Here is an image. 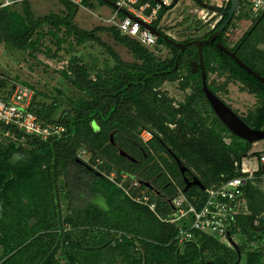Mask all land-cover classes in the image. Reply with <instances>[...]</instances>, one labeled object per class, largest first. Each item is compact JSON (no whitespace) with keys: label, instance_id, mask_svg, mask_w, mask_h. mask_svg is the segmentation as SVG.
Returning <instances> with one entry per match:
<instances>
[{"label":"trees","instance_id":"1","mask_svg":"<svg viewBox=\"0 0 264 264\" xmlns=\"http://www.w3.org/2000/svg\"><path fill=\"white\" fill-rule=\"evenodd\" d=\"M58 1L65 7L63 13L35 17L27 0L23 1V15L6 6L0 10V40L30 57L41 52L45 58L62 63L55 72L77 91L68 96L61 88H53L55 97L46 101L47 92L35 91L27 81L0 77V86L8 88L9 93L16 83L33 89L27 110L39 122L61 124L66 129L61 136L44 140L0 123V264H235L238 254L234 245L228 246L214 234L198 231L191 241L176 244L175 224L165 223L156 215L171 213L166 198L184 186L183 175L171 157L152 155L151 151H158L159 136L173 146V151H180L176 156L205 187H217L242 175L241 161L252 149V143L232 135L216 117L204 96L201 76L190 73L188 59L197 57L196 47L188 46L178 56L180 49L160 37L156 38L155 49L150 50L113 26L98 25L86 30L74 22L79 6ZM82 6L93 5L83 0ZM164 11L158 12L152 25L158 26ZM192 14L178 23L183 26L184 35L178 42L208 37L227 17L223 15L211 27L198 14ZM249 18L240 1L237 13L215 42L234 51L238 58L242 57V43H251L253 50L257 38L264 36V11L252 20L258 25L238 40L232 42V34L226 35L227 29L236 28L237 20ZM158 29L166 34L164 27ZM98 32L110 34L132 54L133 61L122 59ZM193 32L199 34L193 36ZM39 39L42 42L38 48ZM87 41L97 43L112 60L102 69L97 65L93 75L81 57L64 56L74 45ZM161 47L169 50L166 57L158 54ZM257 55L263 63L255 69L264 74V52L257 51ZM202 57L205 83L216 95L226 96L228 82H236L258 97L261 106L243 119L250 127L264 129V83L214 45L205 44ZM213 73L215 77L210 79ZM164 83H175L183 91L190 88L191 93L186 92V97L176 104L160 89ZM170 125L181 126L189 135L184 136L185 147L170 140ZM143 128L154 134L145 143L139 137ZM5 130L15 138L5 136ZM224 137L230 140L226 142ZM135 144L142 145L146 159L143 153H134ZM82 147L92 157L103 159L101 171L114 168L119 175L126 172L141 179L154 177L157 187L163 185L164 197L148 191L156 203V213L133 201L100 172L79 162L77 154ZM119 149L140 160L131 162L119 155ZM262 151L252 154L258 157ZM242 189L247 205L234 215L229 226V234L240 251L236 264H264V228L255 231L252 227L257 225L251 226L256 220L258 225L264 222V191L251 180ZM185 193L200 197L204 191L194 186ZM110 239L113 241L95 248Z\"/></svg>","mask_w":264,"mask_h":264},{"label":"built area","instance_id":"2","mask_svg":"<svg viewBox=\"0 0 264 264\" xmlns=\"http://www.w3.org/2000/svg\"><path fill=\"white\" fill-rule=\"evenodd\" d=\"M17 0H5V4H11ZM71 4L78 5L89 12L91 7L82 6L83 0H66ZM90 2L95 0H89ZM97 1V0H96ZM115 4L113 10L105 17H98L106 26H113L118 31L127 37L136 40L142 47L154 50L156 47V38L144 27L141 22L152 24L157 19L158 12L164 9L162 18L158 22V27L165 26L164 20H166L169 13L175 6H177L181 0H110ZM201 13L189 11L193 14H198V17L203 22H209L212 27L217 21H209L206 16L210 10L201 7L194 0H192ZM242 2V6L247 9L248 14L251 17H257L264 11V0H239ZM174 4L173 6H171ZM219 7L220 4H215ZM239 8V5H238ZM237 8V11H238ZM120 9L127 11L132 16H124L120 12ZM237 11L235 13H237ZM217 11L212 12L216 14ZM120 13L122 15H120ZM202 14V15H201ZM210 18V16H209ZM159 30V29H158ZM227 36H230L234 30L232 28L227 29ZM167 35L170 36L166 32ZM171 37V36H170ZM173 38V37H172ZM13 91L7 101L0 100V123L3 125H12L19 131H24L27 134L38 135L42 139L46 140L49 137H59L65 131V127L57 123H42L39 122L37 116L27 110L32 97L34 95L33 89L27 85L16 83L13 85ZM1 132V130H0ZM5 136L14 139L13 133L9 130H5ZM151 136V132L148 129H144L141 132L143 141H147ZM229 137H224V141L228 142ZM77 157L90 166L92 169L103 174L109 181L117 184L125 191V193L135 202L146 205L150 210L156 213V203L151 200V197L146 188H141L138 181L132 179V177L123 172L120 175L116 169H110L109 171H101V165L103 159L99 156L92 157L91 152L82 147ZM253 167L256 169L254 170ZM257 169H262L264 173V151H262L256 160L250 161V159L244 158L241 161L240 171L242 175L233 177L223 182L217 187H205L202 196L189 197L181 189L169 197L170 199V211L169 215H156L159 219L165 223L175 224L176 234L174 240L176 244L182 245L191 241L195 232L211 233L217 236L222 243L228 246L233 245L231 240L234 239L229 234V226L234 220V215L244 209L243 187L247 181L253 178V174ZM128 183V184H127ZM173 207V208H172Z\"/></svg>","mask_w":264,"mask_h":264},{"label":"rangeland","instance_id":"3","mask_svg":"<svg viewBox=\"0 0 264 264\" xmlns=\"http://www.w3.org/2000/svg\"><path fill=\"white\" fill-rule=\"evenodd\" d=\"M204 1L213 5L220 3V0ZM91 4L93 5L90 8L92 13L89 12V10L80 7L74 17V22L76 23V25L86 30H91L98 25H105L102 20L98 17H105L107 14H109L110 11H108V13H105V11H103V8H111L106 5L98 6L96 0L92 1ZM58 7V0H53L52 2L48 3L47 7H45V12H38L37 14L58 13ZM189 11L201 13V9H199L198 6L192 0H181V2L177 6H175V8L172 9V11L167 16L166 20H164V31L170 34V36L177 41L184 38V35L182 33L183 30H181L183 26L178 23L183 19L184 16L190 13ZM217 16V14L209 12L206 16V19H208L209 21H214ZM252 20L253 19L250 17L249 19H241L236 21V28L234 29V32L231 35L232 42L240 38L241 34L252 23ZM198 34V32L191 33V35L193 36ZM98 35L100 36V38H102V40L112 46L119 53L122 59H124L125 61H133L132 54L125 47L116 43L110 34L106 32H98ZM68 52L69 53L65 55L63 51H60V53L64 54V56L66 57H70V55L72 54L81 57L82 60L85 61L86 64L91 68L92 75L95 73L97 65L102 69L106 64H112V60L105 52V50L93 41H87L86 43L81 45H74L73 48ZM167 53L168 50L165 47H161V50H159L158 52L161 57L165 56ZM47 63L48 61H46L45 57L41 54H36L34 57H30L27 55L26 52H23L19 49H11L9 47L0 48V71L3 72L5 75L9 76L10 78H15V76L17 75L16 77H18L20 80L27 81L29 85H32L35 88V91H46L48 95V97H46L45 99L46 101H49L51 99V96L53 95V97H55V92L53 91V88H61L64 91V94L68 96L72 93H76L77 91L73 87V85H70L66 80L61 77V75H59V73L55 72V69L58 66H61L62 63L57 62V60H52V62H49L51 66L48 67L45 66ZM213 77H215V74H210V79H212ZM228 83V93L226 94V96L225 94H223V96L227 98L231 102V104H233V106H235L237 110H239L242 114H249L254 107V103L252 101L254 100L253 96H251L249 93L243 92V89L241 88V85L239 83ZM161 89H163V91L165 90V92L169 96L173 97V99H175V103L181 100L186 93L185 91L183 92V90L181 91L175 83H164L161 86ZM263 149V141L254 143L251 151L248 154V157L251 159V161L254 162L256 160V157L252 153L261 151ZM58 183L60 184V182ZM60 193H63L61 189ZM71 200L72 199L70 198L69 201L71 202ZM63 202L65 201L63 200ZM97 202L101 203V201L99 200H97Z\"/></svg>","mask_w":264,"mask_h":264},{"label":"water","instance_id":"4","mask_svg":"<svg viewBox=\"0 0 264 264\" xmlns=\"http://www.w3.org/2000/svg\"><path fill=\"white\" fill-rule=\"evenodd\" d=\"M101 1H103L107 5L115 7V4L110 0H101ZM194 1L198 5H200L201 7L206 8L208 10H213V11L222 12V13L227 14L226 19L219 25V27L217 29H215L214 32H212L206 38L193 39L192 41L184 44V43L176 41L174 38L170 37L169 35L162 33L152 24H147L145 22H141V23L144 27L148 28L151 33H153L157 37L162 38L163 40H165L167 43L171 44L174 47L182 49L186 44H194L196 46V49H197V59L194 61H191L189 63L190 68H191V72L192 73L195 72L197 70V68L201 69L202 90L204 92V96H205L206 100L210 104V107H211L212 111L214 112V114L216 115V117L225 125V127L232 133V135L234 134V136H237L243 140H246L249 143H254L260 139H263L264 138V129H259V128L256 129V128L250 127L223 99H221L218 95H216L213 91H211L208 88L207 84L205 83L206 82V80H205L206 75H205V71H204L203 57H202V47L205 44H213L219 50L224 51L229 57H231L247 73L253 75L259 81L264 83V76L259 75L257 72H255L249 66H247L241 59H239L236 56L234 51L230 50L229 48H227L226 46H224L220 43L214 42L215 38L221 34V32L223 31L225 26L230 22L233 13H235L237 11V8L239 5V0H229L230 6H229L228 10H223L218 5L209 4V3H206L202 0H194ZM120 12L122 14H124V16L125 15L130 16V17L132 16L130 13H128L127 11H124L123 9H120ZM38 46H40V39L38 41ZM110 140L113 143V133H110ZM118 152H119L120 156L125 157L126 159H128L130 161H134V158L132 156H130L124 150L119 149ZM171 156L175 160L180 173L183 175L184 186H183V188H181V190L183 192H186L189 188L194 187V186L199 187L200 190L205 188V185L196 176L193 175V176H191V179H189L185 175V173L188 172V168L176 156V154L171 152ZM78 161L83 163V161L80 159ZM52 162H53V158H52L51 164H52ZM88 169H91V167L88 166ZM261 172H263L262 169H261ZM131 177H132V179L138 181L140 185L145 187L146 190L155 193V195H160L159 192L156 190V188L154 186H152L148 181H145V180L137 177L136 175H132ZM166 201L170 205V199L166 198ZM253 225H254V223L252 222L251 226H253ZM263 226H264V224H263ZM252 228L256 231V230H259L261 227H252ZM112 241H113V239H110V240L106 241L105 243H102L100 246H97L95 248H100L101 246H105L107 243H110ZM231 241H232L231 243L235 246V249L237 250V254H238V259L235 262V264H236L240 260V251L238 249L237 244L234 243L233 240H231ZM90 248L93 249L94 247H90Z\"/></svg>","mask_w":264,"mask_h":264},{"label":"flooded vegetation","instance_id":"5","mask_svg":"<svg viewBox=\"0 0 264 264\" xmlns=\"http://www.w3.org/2000/svg\"><path fill=\"white\" fill-rule=\"evenodd\" d=\"M202 1H204V0H202ZM205 2V1H204ZM227 2H228V0H220V8L221 9H223V10H228L229 9V7H227ZM210 12H214L213 10H210ZM216 14L218 15L217 16V21L214 23V25L223 17V15H227V14H225V13H222V12H216ZM235 13H233V15H234ZM233 15H232V17H233ZM232 19V18H231ZM258 23V21H256V22H253V23H251L250 25H249V27L248 28H246V30L241 34V36L247 31V30H251L252 28H254L256 25H258L257 24ZM214 25L212 26V27H214ZM249 28H251V29H249ZM260 28V27H259ZM260 30V29H259ZM262 31V30H261ZM260 31V32H261ZM240 36V37H241ZM199 39H203V38H199ZM256 40V39H255ZM190 41H192V40H190ZM190 41H188V42H190ZM188 42H185V43H188ZM214 42H215V40H214ZM184 43V44H185ZM255 45H254V48H253V50L251 49V46H252V44L250 43V44H248V43H242L241 45H240V54H241V58L239 57V59H241L247 66H249L252 70H254L255 72H257L259 75H261V76H264V74H262V73H259L255 68H259L261 65H262V63H263V61H261V58L260 57H258V55H257V51H261V52H264V36H261V37H259V39L257 38V40L255 41V43H254ZM195 46L194 44H186L182 49L181 48H179L180 49V52L178 53V56H179V54L181 55V51H183L186 47H188V46ZM211 45H213V44H211ZM196 47V46H195ZM177 48V47H176ZM168 50V49H167ZM169 54V50H168V53L166 54V55H168ZM166 55L164 56V57H166ZM197 59V57L196 58H190V59H188V67H189V71H190V73H192L191 72V68H190V65H189V63L191 62V61H194V60H196ZM248 61V62H247ZM176 65H177V63H175ZM203 65H204V62H203ZM263 70H264V68H262ZM244 70V69H243ZM204 71H205V66H204ZM245 71V70H244ZM192 74H196V75H199V76H201V69L200 68H197V70L195 71V72H193ZM256 78V77H255ZM205 80H206V77H205ZM208 82H210V81H208ZM261 82V81H260ZM242 86L243 87H246V85H245V83H242ZM160 89H161V87H160ZM210 89V88H209ZM161 90H163V89H161ZM211 90V89H210ZM182 91V90H181ZM212 91V90H211ZM184 92V91H183ZM185 92H188V94H190L191 93V89L189 88V89H186V91ZM243 92H245V93H249V92H247L244 88H243ZM204 93V92H203ZM251 96H253V99L254 100H252L253 101V103H254V107H253V109H256V108H259L260 106H261V101L258 99V97H256V96H254L253 94H251V93H249ZM221 99H223L242 119L243 118H246L247 116H248V114H242L239 110H237V108L235 107V106H233V104H231V102L227 99V98H224L223 96H221L220 94H217ZM186 97V95H184L183 96V98L181 99V100H183L184 98ZM252 98V97H251ZM181 100H179L178 102H180ZM177 102V103H178ZM176 103V104H177ZM210 105V104H209ZM251 109V108H250ZM250 109H249V111H250ZM244 120V119H243ZM252 128H254V127H252ZM145 128H143L141 131H140V133H139V137H141V132L144 130ZM170 129H171V134H170V137H172L170 140L173 142V143H175L176 144V146H178V147H185L186 145H187V142H186V140H185V138H184V136H189V135H187V133H186V131H182L181 129H182V127L181 126H178V127H176V125H170ZM150 131V130H149ZM151 132V136H150V138L147 140V141H143L144 143L145 142H148L149 140H151L152 138H153V136H154V134H153V132L152 131H150ZM141 139H142V137H141ZM156 141H158V144H157V147H159V148H157V152H155V151H151V153H152V155H158V154H163V155H165V156H169V157H171V159H173V157L171 156V152L172 153H174V154H178V152H180L177 148H175V151H173V146H171L169 143H167L166 142V140H164L163 139V137L162 136H159L157 139H156ZM134 148V153L135 154H138L139 152L140 153H143V156H144V158L146 159L147 158V155H146V153H145V151H144V149H143V147H142V145H140V144H135V147H133ZM130 156H132V155H130ZM133 157V156H132ZM134 158V161H131V162H137V161H139L140 159L137 157H133ZM174 160V159H173ZM175 161V160H174ZM185 175L189 178V179H191V176H193V174L191 173V171L188 169V172H186L185 173ZM143 180H145V181H148L152 186H154L155 188H156V190L159 192V194L162 196V197H164V194H163V185H161V186H159V187H157L156 185H155V183H154V181H155V178L153 177V178H150V179H143ZM155 194V193H154ZM257 226L258 227H261L259 230H256V231H261L263 228H264V226H263V224H261V225H258L257 224Z\"/></svg>","mask_w":264,"mask_h":264},{"label":"crops","instance_id":"6","mask_svg":"<svg viewBox=\"0 0 264 264\" xmlns=\"http://www.w3.org/2000/svg\"><path fill=\"white\" fill-rule=\"evenodd\" d=\"M5 1V0H4ZM4 1H1L0 0V10H1V8L3 7V6H6V7H9V10L10 11H12V12H16L17 14H20V15H23V13H24V3H23V1L24 0H17V1H14L13 3H11V4H5V2ZM53 0H27V3H28V5H29V8H30V10H31V12L33 13V15L35 16V17H39V16H43V15H46V14H48V13H45V14H37L38 12L39 13H42L43 11L45 12V7H47L48 6V3H50V2H52ZM59 2V7L57 8V12L58 13H63L64 11H65V7H64V5L60 2V1H58ZM97 5L99 6H101V5H106V6H109V7H111L110 9H104L103 8V11H105V13H108V11H112L113 10V7L112 6H110V5H107L106 3L105 4H100L98 1H97ZM109 12V13H110ZM3 17V16H2ZM2 17H0V23H1V19H2ZM251 17V16H250ZM252 19H254V18H256V17H251ZM1 25V24H0ZM78 26V25H77ZM80 27V26H79ZM80 28H82V27H80ZM84 29V28H83ZM1 35V34H0ZM102 39V38H101ZM39 41V40H38ZM104 41V40H103ZM41 39H40V46H38V48L39 47H41ZM45 43L46 44H48V41L46 40L45 41ZM2 47H4V48H11V49H13V47H11V46H9V45H7L5 42H3V41H1L0 40V48H2ZM14 49H16V48H14ZM38 54H41V55H43L44 57H45V55L43 54V53H38ZM45 60L46 61H48V63L47 64H49V62H52V60H50V59H48V58H45ZM65 61V60H64ZM51 66V65H50ZM0 73L1 74H3V75H1L0 74V77H9V76H7V75H5L3 72H1L0 71ZM57 73V72H56ZM17 76V75H16ZM15 76V77H16ZM9 91V89L8 88H6V87H1L0 86V100L1 101H7L8 99H9V97H10V95H11V93H12V91L9 93L8 92ZM224 97V96H223ZM225 98V97H224ZM259 141H263L264 142V138L263 139H260V140H258V141H256V142H259ZM256 142H254V143H256ZM254 143H252V146H253V144ZM247 159H250L249 157H246ZM250 161H251V159H250ZM253 169L255 170L256 168L255 167H253ZM260 172H259V171ZM257 172H259V173H257ZM254 184L256 183L257 185H258V187H259V189H261V190H263L264 191V173L263 172H261V169H257L255 172H254V174H253V178H251L250 179ZM245 187V186H244ZM244 190V189H243ZM242 201H243V203H244V207L243 208H245L246 207V205H247V199H246V197H245V195H244V191H243V197H242ZM242 210V209H241ZM247 211V210H246ZM240 212V211H239ZM238 212V213H239ZM257 223H258V221L256 220L255 221V225H257ZM262 224H264V222L262 223ZM255 227H258V226H255Z\"/></svg>","mask_w":264,"mask_h":264}]
</instances>
